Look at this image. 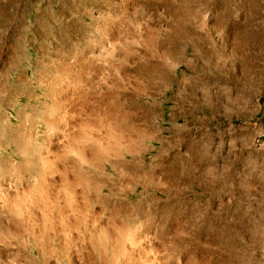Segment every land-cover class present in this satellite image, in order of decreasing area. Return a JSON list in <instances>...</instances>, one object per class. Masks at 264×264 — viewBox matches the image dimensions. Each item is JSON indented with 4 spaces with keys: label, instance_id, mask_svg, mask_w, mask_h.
I'll return each mask as SVG.
<instances>
[{
    "label": "rangeland",
    "instance_id": "obj_1",
    "mask_svg": "<svg viewBox=\"0 0 264 264\" xmlns=\"http://www.w3.org/2000/svg\"><path fill=\"white\" fill-rule=\"evenodd\" d=\"M0 224V264H264V0H0Z\"/></svg>",
    "mask_w": 264,
    "mask_h": 264
},
{
    "label": "bare ground",
    "instance_id": "obj_2",
    "mask_svg": "<svg viewBox=\"0 0 264 264\" xmlns=\"http://www.w3.org/2000/svg\"><path fill=\"white\" fill-rule=\"evenodd\" d=\"M97 66H99V65H97ZM97 66H96V67H97ZM90 67H91V66H90ZM96 67H95V68H96ZM99 67H100V66H99ZM112 83H114V82H112ZM113 94H114V93H113ZM9 188H10V186H9ZM6 189H7V188H6ZM4 195H6V194H4ZM4 195H3V196H4ZM5 198H6L5 201H7V202H8V200L10 199L9 196H8V194L5 196ZM9 202H10V201H9ZM5 205H6L7 207H8V206H11L10 203H6ZM10 208H11V207H10ZM9 224H12V223H9ZM9 226H10V225H6V226L3 227V226H1V224H0V233H1V231H3L4 229H5V230H4L5 232H6L8 229H11V230L13 229V228H9ZM33 238H34V237H33ZM35 242H36V241H35ZM142 250H143V249L138 245V247H137V249H136V258L134 259V262H135V263H138L139 261L142 260V258H141L142 256L140 255ZM143 253H145V252H143ZM142 261H143V260H142ZM156 263H157V262L154 260V262H152L151 264H156Z\"/></svg>",
    "mask_w": 264,
    "mask_h": 264
}]
</instances>
